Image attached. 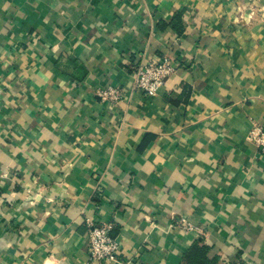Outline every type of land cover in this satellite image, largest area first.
Listing matches in <instances>:
<instances>
[{"label": "crops", "instance_id": "crops-1", "mask_svg": "<svg viewBox=\"0 0 264 264\" xmlns=\"http://www.w3.org/2000/svg\"><path fill=\"white\" fill-rule=\"evenodd\" d=\"M165 56L146 97L138 69ZM254 126L264 0H0V264H182L197 241L264 264ZM88 222L114 226V259L90 260Z\"/></svg>", "mask_w": 264, "mask_h": 264}, {"label": "built area", "instance_id": "built-area-1", "mask_svg": "<svg viewBox=\"0 0 264 264\" xmlns=\"http://www.w3.org/2000/svg\"><path fill=\"white\" fill-rule=\"evenodd\" d=\"M254 13L250 14V18ZM179 63L174 57L165 56L158 61L143 65L138 69L135 88L144 93L146 97L156 98L165 88L168 80L176 73ZM102 99L117 103L122 92L118 88H107L99 92ZM248 141L253 143L264 154V129L254 126ZM89 227V256L95 263L110 261L119 253L120 243L113 237L114 226L105 224L102 227L94 226L88 222ZM183 228L189 232L200 233L201 230L187 219H183Z\"/></svg>", "mask_w": 264, "mask_h": 264}, {"label": "trees", "instance_id": "trees-1", "mask_svg": "<svg viewBox=\"0 0 264 264\" xmlns=\"http://www.w3.org/2000/svg\"><path fill=\"white\" fill-rule=\"evenodd\" d=\"M210 248L201 241H197L184 254L182 264H220L219 259L208 257Z\"/></svg>", "mask_w": 264, "mask_h": 264}]
</instances>
